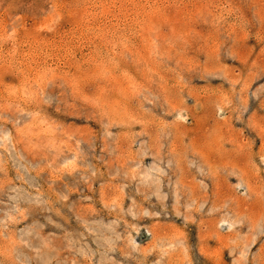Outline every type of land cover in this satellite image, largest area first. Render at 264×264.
Wrapping results in <instances>:
<instances>
[{
    "label": "rangeland",
    "instance_id": "1",
    "mask_svg": "<svg viewBox=\"0 0 264 264\" xmlns=\"http://www.w3.org/2000/svg\"><path fill=\"white\" fill-rule=\"evenodd\" d=\"M0 264H264V0H0Z\"/></svg>",
    "mask_w": 264,
    "mask_h": 264
},
{
    "label": "bare ground",
    "instance_id": "2",
    "mask_svg": "<svg viewBox=\"0 0 264 264\" xmlns=\"http://www.w3.org/2000/svg\"><path fill=\"white\" fill-rule=\"evenodd\" d=\"M217 133V132H216Z\"/></svg>",
    "mask_w": 264,
    "mask_h": 264
}]
</instances>
